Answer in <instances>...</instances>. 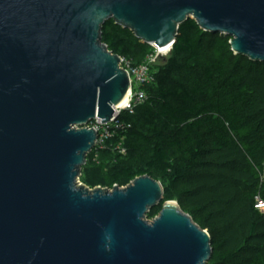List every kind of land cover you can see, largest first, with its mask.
<instances>
[{"label":"water","instance_id":"water-1","mask_svg":"<svg viewBox=\"0 0 264 264\" xmlns=\"http://www.w3.org/2000/svg\"><path fill=\"white\" fill-rule=\"evenodd\" d=\"M189 20L264 63V0H0V264H209L210 233L161 182L80 181L98 140L86 127L131 89L106 23L164 50Z\"/></svg>","mask_w":264,"mask_h":264},{"label":"trees","instance_id":"trees-1","mask_svg":"<svg viewBox=\"0 0 264 264\" xmlns=\"http://www.w3.org/2000/svg\"><path fill=\"white\" fill-rule=\"evenodd\" d=\"M230 41L182 25L146 104L120 117L122 130L89 155L80 181L113 190L149 176L210 233L209 264H264V63L235 55ZM102 43L134 65L154 52L113 21Z\"/></svg>","mask_w":264,"mask_h":264},{"label":"built area","instance_id":"built-area-1","mask_svg":"<svg viewBox=\"0 0 264 264\" xmlns=\"http://www.w3.org/2000/svg\"><path fill=\"white\" fill-rule=\"evenodd\" d=\"M154 52L148 54L140 65H134L130 60L121 57V69L126 71L130 80V92L126 101L117 108H114L115 115L108 123H103L101 119L91 122L86 128L98 134L97 146L95 149H103L122 130L120 117L124 113L132 115L136 107L146 104L148 95L144 88L156 82L155 68L163 66L173 52L174 44L167 49L160 50L158 46H152ZM125 154V151H122ZM258 209L264 211V204L260 203Z\"/></svg>","mask_w":264,"mask_h":264}]
</instances>
